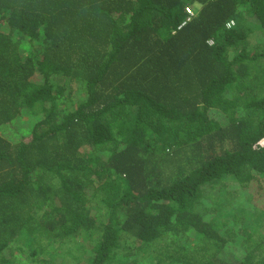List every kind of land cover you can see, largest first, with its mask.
<instances>
[{
    "label": "trees",
    "instance_id": "1",
    "mask_svg": "<svg viewBox=\"0 0 264 264\" xmlns=\"http://www.w3.org/2000/svg\"><path fill=\"white\" fill-rule=\"evenodd\" d=\"M25 249L264 264V0H0V264Z\"/></svg>",
    "mask_w": 264,
    "mask_h": 264
},
{
    "label": "rangeland",
    "instance_id": "2",
    "mask_svg": "<svg viewBox=\"0 0 264 264\" xmlns=\"http://www.w3.org/2000/svg\"><path fill=\"white\" fill-rule=\"evenodd\" d=\"M22 253H19V255L17 254V256H16V263L17 264H26V263H28L29 261H28V258H27V256H26V249L25 250H23V251H21ZM16 255V254H15ZM14 259V258H13ZM19 261H21V263L19 262ZM19 262V263H18ZM28 264H35V263H32V262H29Z\"/></svg>",
    "mask_w": 264,
    "mask_h": 264
},
{
    "label": "built area",
    "instance_id": "3",
    "mask_svg": "<svg viewBox=\"0 0 264 264\" xmlns=\"http://www.w3.org/2000/svg\"><path fill=\"white\" fill-rule=\"evenodd\" d=\"M185 10H186V12H187V17H186V19H189V18L192 16L193 11H192V9H191L190 7H188V6H186Z\"/></svg>",
    "mask_w": 264,
    "mask_h": 264
},
{
    "label": "clouds",
    "instance_id": "4",
    "mask_svg": "<svg viewBox=\"0 0 264 264\" xmlns=\"http://www.w3.org/2000/svg\"><path fill=\"white\" fill-rule=\"evenodd\" d=\"M230 24H233V21L232 20H230Z\"/></svg>",
    "mask_w": 264,
    "mask_h": 264
}]
</instances>
